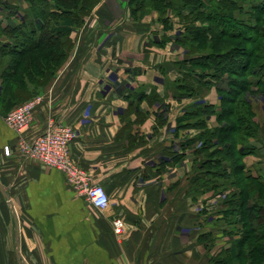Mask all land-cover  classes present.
<instances>
[{
    "label": "crops",
    "instance_id": "0c3cea01",
    "mask_svg": "<svg viewBox=\"0 0 264 264\" xmlns=\"http://www.w3.org/2000/svg\"><path fill=\"white\" fill-rule=\"evenodd\" d=\"M6 3L27 8L0 0L1 27L22 16H9ZM131 3L100 0L71 32L68 56L41 88L25 132L34 139L49 120L71 126V159L104 187L108 206L94 208L60 171L23 159L0 113V264H213L237 239L223 213L228 191L219 200L221 192L199 194L193 184L202 159L197 131L177 130L186 109L200 101L217 109L218 95L211 88L199 100L182 88L190 55L179 17ZM256 121L244 172L264 183V120ZM114 219L123 223L118 236Z\"/></svg>",
    "mask_w": 264,
    "mask_h": 264
},
{
    "label": "trees",
    "instance_id": "16d2710c",
    "mask_svg": "<svg viewBox=\"0 0 264 264\" xmlns=\"http://www.w3.org/2000/svg\"><path fill=\"white\" fill-rule=\"evenodd\" d=\"M24 1V10L5 6L9 16L22 12L20 22L0 26L1 109L39 94L54 78L72 47L71 32L100 2ZM147 1L162 14L173 11L183 25L179 42L190 58L182 62L187 78L182 88L199 100L214 88L219 98L217 109L200 101L177 118V130H196L192 142L200 143L202 159L193 184L197 183L199 194L226 191L225 185H234L235 191L227 190L223 213L237 239L226 253L232 261L242 256L248 264H264V183L247 175L243 164V158L253 152L248 140L257 135L248 98H264V0H179L176 6L163 0H139L144 5ZM211 115L215 126L207 125ZM242 183L246 185L241 187ZM212 261L226 262L220 255Z\"/></svg>",
    "mask_w": 264,
    "mask_h": 264
},
{
    "label": "built area",
    "instance_id": "2783aa9c",
    "mask_svg": "<svg viewBox=\"0 0 264 264\" xmlns=\"http://www.w3.org/2000/svg\"><path fill=\"white\" fill-rule=\"evenodd\" d=\"M43 101L36 95L12 109L3 117L4 124L18 137L17 147L23 159L60 171L72 190L82 196L88 204L103 211L108 206V195L101 185L92 184L89 177L75 166L70 156V144L76 138L71 126L60 121L49 120L44 132L34 139L25 138L33 120L34 109ZM9 154V148L3 149ZM113 233L118 236L123 229L119 219L112 221Z\"/></svg>",
    "mask_w": 264,
    "mask_h": 264
},
{
    "label": "rangeland",
    "instance_id": "374dc122",
    "mask_svg": "<svg viewBox=\"0 0 264 264\" xmlns=\"http://www.w3.org/2000/svg\"><path fill=\"white\" fill-rule=\"evenodd\" d=\"M237 2H240L241 0H236ZM145 4H148L147 2L145 3ZM9 61V59L8 58H5L4 59V63H7ZM0 86H1V80H0ZM1 90V89H0ZM37 95H40V94H37ZM34 96H36V95H34ZM32 98V97H31ZM30 99V98H29ZM249 99V101H250V104H251V109H252V113H253V117H252V122L256 125V128H257V133H258V131H259V125H258V123H257V121H256V118L258 119V120H264V98L263 97H261V96H259V95H256V96H252V97H249L248 98ZM28 100V99H27ZM26 101V100H25ZM24 102V101H23ZM20 104V103H19ZM18 104V105H19ZM17 106V105H16ZM16 106H12V108H10V109H7V108H5V109H1L0 108V113L1 114H3L4 116H6L12 109H14ZM3 116V117H4ZM225 181H231V179L229 178V179H225ZM245 186L246 185V183L245 184H241V187L242 186ZM224 188L226 189V190H233V191H235V188H234V185L232 186V187H230L229 185H225L224 186ZM218 192L219 191H215V193H217L218 194ZM259 193V192H258ZM221 194V195H220ZM219 195H220V198H219V200H221L222 199V196H223V191H221V193H219ZM256 195H260V194H256ZM263 196V195H262ZM262 196H260V197H262ZM224 197V196H223ZM259 199V198H258ZM224 200V199H223ZM258 203L260 204V203H262V201H260V199L258 200ZM233 243H231L230 244V247H231V245H232ZM218 255H220V256H222V259L223 260H226V262H225V264H248V262L249 261H247L246 259H245V257H242V256H240L239 258H238V260L237 261H232V260H230V256H229V253H220V254H218ZM218 255H216L215 257H217ZM213 262V261H212ZM214 264V263H213Z\"/></svg>",
    "mask_w": 264,
    "mask_h": 264
},
{
    "label": "water",
    "instance_id": "95a60500",
    "mask_svg": "<svg viewBox=\"0 0 264 264\" xmlns=\"http://www.w3.org/2000/svg\"><path fill=\"white\" fill-rule=\"evenodd\" d=\"M3 195L8 199V195L5 191H3Z\"/></svg>",
    "mask_w": 264,
    "mask_h": 264
}]
</instances>
